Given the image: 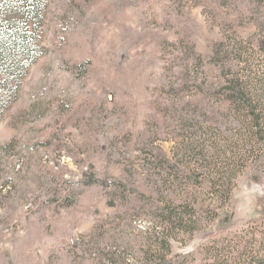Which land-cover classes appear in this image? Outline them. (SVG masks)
Masks as SVG:
<instances>
[{"label":"rangeland","instance_id":"rangeland-1","mask_svg":"<svg viewBox=\"0 0 264 264\" xmlns=\"http://www.w3.org/2000/svg\"><path fill=\"white\" fill-rule=\"evenodd\" d=\"M213 1L49 0L39 34L46 50L0 119V264H91L89 254L79 256L76 242L90 240L98 225L114 229L124 223L121 205L95 188L85 189L68 207L42 205L56 176L78 182L88 169L120 176L131 166L138 171L136 185L149 192L159 177L144 166L146 156L136 143L143 131L159 137L156 143L171 158L205 173L200 163L209 161L212 142L220 146L230 131L238 137V116L237 126L217 130L181 109L187 100L200 102L205 95L193 84L185 87L187 81L218 87L237 72L245 80L262 74L263 57L252 39L257 26L234 25L239 8ZM218 42L222 46L214 56ZM75 63H83L79 73L70 69ZM117 101L127 102V116L114 113ZM219 103L212 99L211 104ZM252 159L244 162L232 203L226 205L233 220L225 236L245 230L264 239V226L254 221L264 204V165ZM172 187L194 189L200 205L215 206L206 190L185 180L173 178L172 186L161 190L166 194ZM135 225L150 226L140 219ZM196 225L169 241L170 256L204 255L212 227L206 217ZM201 256L194 264L204 261Z\"/></svg>","mask_w":264,"mask_h":264},{"label":"trees","instance_id":"trees-1","mask_svg":"<svg viewBox=\"0 0 264 264\" xmlns=\"http://www.w3.org/2000/svg\"><path fill=\"white\" fill-rule=\"evenodd\" d=\"M217 1L220 6L228 3L239 8L234 25L257 26L252 39L257 42L258 52L263 57L262 68L259 69L262 74L256 73L255 77L245 80L237 72L236 76L218 87H205L204 82L195 79L187 81L185 87L193 84L205 95L200 102L187 100V106L181 109L188 110L197 121L202 119L217 130L237 126L233 120L239 117L238 137L235 138L230 131L220 146L212 142L211 150L207 152L210 157H205L209 161L200 163L202 168H206L205 173L200 168L190 170L181 161L171 158L156 143L159 137L143 131L136 138V143L146 156L144 166L159 177L149 192H142L136 185L138 171L131 166L123 167L120 176L112 170L97 175L95 170L88 169L78 182L56 176V185L42 205L71 206L89 188L98 189L103 196L106 194L110 203L121 205L118 210L125 217L124 223L120 221L114 229L98 225L99 230L90 240L76 242L82 249L79 256L89 254L88 260H93L91 264H194L201 255L192 252L170 256L172 249L169 241L177 238L178 232L195 228L204 217L209 221L212 232L202 247L204 255L201 259L204 261L200 264H264L263 238L256 237V234L250 237L245 230L225 236L226 227L233 220L226 205L232 203L236 179L246 167L244 162L254 157L258 166L264 165V0H247V3ZM48 5L49 0H0V119L20 96L23 78L46 50L39 42V34L46 21ZM220 46L219 42L215 45L214 56L219 54ZM83 68V63L70 67L75 72ZM215 97L221 102L218 106L211 104ZM127 107V102L117 101L114 113L125 117L129 114ZM222 107L226 110H221ZM70 118L79 120L80 115H71ZM129 137L134 140L135 133L131 132ZM78 152H81L80 149ZM157 166L162 169L163 175L159 174ZM173 178L185 180L193 188L206 190L208 197L215 201V206L200 205V197L194 189L176 192L172 187V191L165 194L161 188L171 187ZM161 180L163 184L157 185ZM199 211H204L205 216ZM139 219L147 220L150 226L147 229L138 228L135 224ZM254 221L264 226V204ZM159 227L162 231H157ZM190 236L193 237V234ZM140 248L144 249V254ZM138 250L136 255L134 252Z\"/></svg>","mask_w":264,"mask_h":264}]
</instances>
